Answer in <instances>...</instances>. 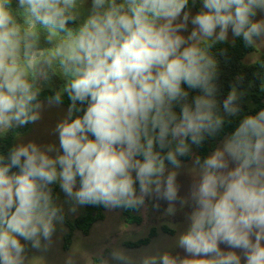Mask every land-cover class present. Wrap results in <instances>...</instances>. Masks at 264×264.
<instances>
[{
    "label": "clouds",
    "instance_id": "1",
    "mask_svg": "<svg viewBox=\"0 0 264 264\" xmlns=\"http://www.w3.org/2000/svg\"><path fill=\"white\" fill-rule=\"evenodd\" d=\"M188 6L0 0V137L42 118L40 94L53 77L64 83L48 106L65 94L70 101L54 128L58 146L19 142L0 154V264H32L29 246L52 247L66 216L53 194L57 184L73 214L88 205L139 210L146 199L166 201L169 216L177 203L191 208L175 241L185 256L135 254L113 242L108 257L103 249L86 253L87 264H264V108L243 116L211 154L194 156L186 196L177 182L192 145L241 112L245 93L236 86L219 110V62L211 50L229 32L233 43L264 47V16L256 19L264 0H202L195 15ZM189 90L199 94L189 100ZM64 264H76L75 257Z\"/></svg>",
    "mask_w": 264,
    "mask_h": 264
},
{
    "label": "rangeland",
    "instance_id": "2",
    "mask_svg": "<svg viewBox=\"0 0 264 264\" xmlns=\"http://www.w3.org/2000/svg\"><path fill=\"white\" fill-rule=\"evenodd\" d=\"M90 3V0H89ZM202 0H196L193 4L192 0H189V6L186 11L190 10L191 15H195L201 9ZM264 14L258 13L256 19H260ZM192 25L189 24L188 31L190 32ZM185 36L188 32L183 33ZM230 42H233L231 32H229ZM252 55L257 59L252 60ZM262 55H264V47L257 48V52L249 55L245 59L246 64L256 62ZM64 81L60 77H53L50 87H45L41 92L40 98L51 96L54 90L60 88ZM218 96V93H217ZM216 96V98H217ZM218 100V98H217ZM45 107L42 112V118L35 124H29L25 127L13 129L7 133L6 136L0 137V140L4 142H11L13 145L19 142L35 141L40 145H47L49 143L56 144L58 146V136L54 132L55 125L57 122L62 120L66 114L67 109L59 105L48 106L47 100L43 101ZM220 104L221 101L218 100ZM15 133L20 134V138L17 139ZM223 142V141H222ZM219 143L218 147L222 145ZM192 158L189 162H182V167L178 169L177 182L180 185V196H186L188 194L190 185L193 181V175L191 168L193 166V158L197 154L195 145H192ZM54 155V153H53ZM170 167V166H169ZM62 204L66 213V216L70 220H74L81 216L84 212L83 207H79L76 213L68 212L69 202H66L64 193L59 189L58 199L56 201ZM159 207H155L156 204ZM168 203L164 200L156 201L154 199H146L145 206L140 209L137 216L141 219V223L130 224L128 223L121 211L118 209L108 210L105 212V220L96 224L89 236H84L79 232H75L73 236V242L68 251L64 250L65 236L68 233L67 228L57 225L56 232L53 236L52 247L47 251H37L31 249L29 246L28 256L36 257L33 259L32 264H64L65 258L72 254L75 257L76 264H87V257L85 254H96L99 250H104L105 257L110 255V248L113 246V242L119 246L135 253L139 254L143 250H150L151 252L169 250L173 255L179 254L181 257L185 256L186 253L183 249L176 246L175 241L180 232H183L188 227L187 215L190 213L191 208H181L179 203L176 204V212L174 215H167L166 209ZM169 225L177 226L174 230ZM167 227L174 231L173 235L163 233L162 228ZM157 229L158 236L152 241V243L141 249H128L125 247L127 242H136L139 239L145 238L149 235L151 229ZM221 247H224L221 245ZM40 257H43L41 259Z\"/></svg>",
    "mask_w": 264,
    "mask_h": 264
},
{
    "label": "trees",
    "instance_id": "3",
    "mask_svg": "<svg viewBox=\"0 0 264 264\" xmlns=\"http://www.w3.org/2000/svg\"><path fill=\"white\" fill-rule=\"evenodd\" d=\"M221 49H226V54H221ZM211 51L219 62L218 79L216 83L218 88L217 98L221 101L219 104L220 112H223L222 102L226 99L233 86H236L238 91L245 94L239 101L241 107L239 115L235 117L226 116V122L223 129L215 137H207L202 145L199 147L195 146L197 150L196 155H199L202 159L211 154L215 148L218 147L219 143L224 141V139L234 131L243 116L254 115L264 108V90L261 89V84L264 82V69L261 68V63H264V55H262L256 62L246 64L245 59L249 55L253 54L254 50L252 48L245 47L243 41L239 38L235 39L234 43L229 40L225 43H218ZM256 52L257 49L254 53ZM241 76L243 77L242 81H238L237 77ZM184 87H186V85ZM189 91V100H191L193 96L199 94V90ZM46 98L47 97L45 96L40 99L45 101L47 100ZM69 104L70 101L65 94L61 105L68 110ZM175 111L179 113V106L175 108ZM80 114L82 113H77V115ZM12 146L13 144L11 142L7 143L0 140V154L6 155L8 149ZM191 158L192 156H187L182 157L181 160L182 162H189ZM52 187L54 197H58L60 189L59 185H53ZM118 210L121 211L124 219L128 223H141V219L137 216L140 209L132 210L120 208ZM105 212L106 209L103 206L88 205L85 206L83 214L74 220H70L67 216H65L64 226L67 228L68 233L64 238V250H69L73 242L75 232H79L84 236H89L93 227L99 222L105 220ZM162 231L168 235L174 234V231L167 227H163ZM158 235L157 229L153 228L147 237L139 239L136 242H127L125 243V247L132 250L147 247Z\"/></svg>",
    "mask_w": 264,
    "mask_h": 264
}]
</instances>
